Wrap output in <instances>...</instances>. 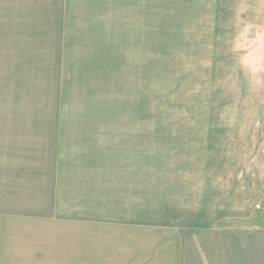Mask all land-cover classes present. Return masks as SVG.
<instances>
[{
  "label": "rangeland",
  "instance_id": "obj_1",
  "mask_svg": "<svg viewBox=\"0 0 264 264\" xmlns=\"http://www.w3.org/2000/svg\"><path fill=\"white\" fill-rule=\"evenodd\" d=\"M246 1L0 0V264H153L194 216L264 224Z\"/></svg>",
  "mask_w": 264,
  "mask_h": 264
},
{
  "label": "crops",
  "instance_id": "obj_2",
  "mask_svg": "<svg viewBox=\"0 0 264 264\" xmlns=\"http://www.w3.org/2000/svg\"><path fill=\"white\" fill-rule=\"evenodd\" d=\"M246 3L251 4L253 1L247 0ZM252 213L253 210L220 212L217 216L220 221L196 220L194 216L191 222H183L182 228L173 226L171 227L173 231L171 232L170 229L168 237L167 255L163 258L161 256V259L156 256L151 262L153 264H264V224L256 222L232 224L222 221V218L230 217L247 219ZM78 259L80 260V257ZM84 259L90 261L93 257L87 254Z\"/></svg>",
  "mask_w": 264,
  "mask_h": 264
}]
</instances>
